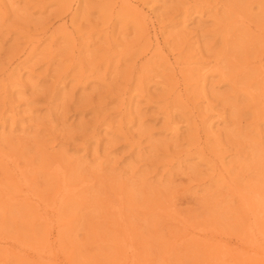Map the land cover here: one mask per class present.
<instances>
[{
  "label": "rangeland",
  "instance_id": "rangeland-1",
  "mask_svg": "<svg viewBox=\"0 0 264 264\" xmlns=\"http://www.w3.org/2000/svg\"><path fill=\"white\" fill-rule=\"evenodd\" d=\"M261 95L264 0H0V264H264Z\"/></svg>",
  "mask_w": 264,
  "mask_h": 264
},
{
  "label": "bare ground",
  "instance_id": "bare-ground-1",
  "mask_svg": "<svg viewBox=\"0 0 264 264\" xmlns=\"http://www.w3.org/2000/svg\"><path fill=\"white\" fill-rule=\"evenodd\" d=\"M72 23V20H71ZM262 97V95H261ZM262 102H264V98L262 97L261 99ZM0 156H3L0 154ZM6 161H9V158H4ZM16 169V167H15ZM54 173L56 174V176L58 177L59 181H60V187L59 190L56 194V198H55V206L52 207V210H48L46 206H42V204L38 202V206L42 207L41 210H43V217L46 219V221L51 225V227H55V225L57 224L58 226H61L59 224V219L55 218L58 217V214L60 212V209L62 208V205L64 204L65 200L68 199L69 197H73L76 193H77V186H71L68 182V176L67 173L64 171V168L61 165H57L56 168L54 169ZM18 176L22 175L21 173H17ZM25 178V177H24ZM26 180V179H25ZM23 184H25L26 182L24 180H22ZM26 197L32 198V196H30V194L26 193ZM12 199V198H11ZM257 201V208L255 210V212H252L251 214V222L248 225V234L249 237L251 238V240L248 241H244L241 242L242 245H240L237 248H242V250H244V252H248V253H252V254H257L258 250H257V246L259 245H263L264 244V231L262 230L261 227V223L264 221V194H259L256 198ZM113 210L122 218V210L115 209V206L112 205ZM59 232V230H57V233ZM125 234H127V229L124 230ZM54 234L53 230H51L49 232V234L46 237V241L42 246H30V249L32 250V253H29V249H25L22 248V250L24 252L27 253L28 256L31 257H36L39 260L42 261H59V263L62 264L63 260L60 259V257H57V242H58V238ZM189 234V233H188ZM184 237L187 236V234L185 233V235H183ZM192 236H196V235H192ZM200 236H203L204 238H208V237H213L212 234L210 233H200ZM129 238H127V235L124 237V240L122 242L123 246L129 248L130 250H126L127 253L124 255V263L123 264H136V254L133 251V245L132 243L129 242L128 240ZM259 243V244H258ZM14 247H16L15 245H13ZM241 250V251H242ZM239 251V252H241ZM225 253H229V251H225ZM229 258L232 260V257L229 256ZM219 261H217L218 263ZM256 264V263H255ZM260 264V263H258Z\"/></svg>",
  "mask_w": 264,
  "mask_h": 264
}]
</instances>
